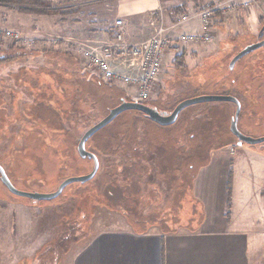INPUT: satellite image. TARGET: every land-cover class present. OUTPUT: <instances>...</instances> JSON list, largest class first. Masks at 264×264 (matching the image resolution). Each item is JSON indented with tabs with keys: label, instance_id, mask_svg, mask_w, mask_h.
<instances>
[{
	"label": "rangeland",
	"instance_id": "obj_1",
	"mask_svg": "<svg viewBox=\"0 0 264 264\" xmlns=\"http://www.w3.org/2000/svg\"><path fill=\"white\" fill-rule=\"evenodd\" d=\"M160 2L161 18L166 25L183 12L197 18L203 7L231 4L230 0ZM10 8L0 6V59H16L0 65V110L3 107L9 116L15 113L17 123L11 126L1 123L4 131L0 128V160L15 176L16 188L49 193L65 176L61 157L65 144H76L87 129L121 103L112 93L114 90L128 94L121 87L101 82L82 68L76 53V45L87 38L105 41L108 23L120 18H96L99 28L103 29L98 32L95 29L85 34L79 30L51 32L48 29L63 22V18H27L20 15L22 12H9ZM253 9L261 18L254 24L248 22L246 28L240 16L246 17V12ZM155 17L149 14L141 18L139 25L143 31L133 28L128 40L136 42L148 38L149 21ZM186 25L174 35L188 32L184 29ZM213 28L214 36L208 44H180L174 41L175 37L169 41L160 81L146 103L160 113H170L184 100L229 95L241 104L238 130L245 136L262 138L264 89L257 93L253 81L259 78L257 64L264 58V48L242 57L232 69L233 57L229 58L246 45L264 38V0L256 1L249 10L238 9L237 14L230 16L220 12L219 17L213 18ZM6 30L18 32L19 39H6ZM180 54L184 57L179 65L175 62ZM51 70L56 72L52 77ZM56 78L65 88L62 93L55 94L45 86L54 85ZM5 88L11 90L15 98L9 96L8 91L5 93ZM32 88L37 90L32 91ZM39 101L46 105L39 122H56L59 115L68 134L59 132L61 137L51 141L47 138L49 150L43 160H35V152H32L27 156L30 159L27 166L24 161L22 164L18 161L22 156L18 158L16 153L22 154L25 147L37 150L40 146L34 134L24 135L21 131L28 129L22 121L36 124L35 118L28 114V105ZM234 111L231 102L199 104L182 111L177 122L165 128L140 114L120 115L87 147L99 158V172L93 181L67 190L54 201L37 204L8 196L0 186V264H70L74 254L100 231L128 225L135 230L152 226L149 229L160 231L161 224L157 220L148 222V226L126 221L130 210L126 209L125 202H130V190L140 202L136 209L144 218L152 212L157 219L158 215L169 213L160 217L166 218L169 228L197 230L204 219V207L194 196V182L212 159L224 160L230 166L234 164L233 172L230 168L228 173L229 180L232 175L234 179L226 212H230L236 227L255 233L259 256L255 264H264V166H260L259 161L264 158V142L237 146L228 130ZM32 128L39 138L43 135L40 131L44 129ZM231 152L236 155L232 157ZM244 161L248 163H240ZM91 168L92 164L86 161L82 171L88 174ZM182 179L191 183L181 191Z\"/></svg>",
	"mask_w": 264,
	"mask_h": 264
},
{
	"label": "crops",
	"instance_id": "obj_2",
	"mask_svg": "<svg viewBox=\"0 0 264 264\" xmlns=\"http://www.w3.org/2000/svg\"><path fill=\"white\" fill-rule=\"evenodd\" d=\"M39 1L47 3L50 7L45 5L44 9L53 10L55 14L21 13L20 15L27 18H63V22L49 27L48 30L51 32L72 33L79 30L85 34L92 29L98 32L103 29L99 28L100 23L96 18L117 17L123 20L128 36L133 34V28L143 31L139 21L144 16L149 14L162 16L160 0ZM11 8L9 12H18L16 8ZM246 14V17L240 16L241 23L246 28L249 27H247L248 22L254 24L257 18H261L257 15L256 9ZM18 18L22 17L18 16ZM108 24L110 26L112 22ZM254 26L252 25L253 28ZM184 29L188 32H197L200 29L199 22L194 18ZM235 155L231 152L232 157ZM259 161L260 166H264V158L261 157ZM233 165L230 166V163L224 160L212 159L197 175L194 182V196L204 207V219L199 229L177 230L170 233L152 229L138 232L128 225V227L103 230L74 254L70 264L258 263L255 233L252 230L236 227L230 212H226V205H229L232 198L234 175L229 180L228 173L230 168L233 172ZM228 181H230L229 201Z\"/></svg>",
	"mask_w": 264,
	"mask_h": 264
},
{
	"label": "built area",
	"instance_id": "obj_3",
	"mask_svg": "<svg viewBox=\"0 0 264 264\" xmlns=\"http://www.w3.org/2000/svg\"><path fill=\"white\" fill-rule=\"evenodd\" d=\"M256 1L259 0H233L229 6L218 4L201 8L195 18L199 22V33L179 32L174 35L182 25L194 19L184 12L171 18L167 25L161 15L156 16L149 21L150 36L136 42L128 40L123 20L116 19L108 26L105 41L87 38L76 45V53L82 68L101 82L121 87L128 92L126 95L132 102L145 103L151 99L160 81L165 53L173 37L180 44H208L214 36L216 10L230 16L237 14L238 9L249 10ZM4 37L19 39L18 32L13 30H6Z\"/></svg>",
	"mask_w": 264,
	"mask_h": 264
},
{
	"label": "water",
	"instance_id": "obj_4",
	"mask_svg": "<svg viewBox=\"0 0 264 264\" xmlns=\"http://www.w3.org/2000/svg\"><path fill=\"white\" fill-rule=\"evenodd\" d=\"M263 46H264V40L254 43V44L247 45L231 59L230 68L232 69L235 63L238 60H240L242 57L248 55L249 53ZM226 102H231L235 105L234 114L230 118L229 131L236 138L238 142L237 146L241 147L242 144L255 145V144L264 142V137L251 138V137L243 135L238 130L237 122H238L239 114L241 111V104L235 97H232L229 95L199 96V97L191 98L188 100H184V101L179 102L169 114L159 113L155 109L143 103L126 101V102H121L118 106L110 109L108 114L104 118H102L98 123L94 124L89 129H87L85 133L81 136L78 142V145H77V152L80 158L82 159L86 158V159L92 160L93 162V168L88 174H85L79 177L67 178L60 183V185L57 187V189L54 192L46 193V194L29 193V192H23V191L17 190L11 184L10 180L6 176L1 166H0V181L7 188V190L15 196L28 198L33 201L54 200L61 195L63 189L66 186L73 184V183L84 184V183L91 181L95 177L99 169V162H98L97 156L94 153L86 150V147H85L86 143L95 133L104 129L106 126L112 123L122 113L127 112V111H137L139 113H142L149 121L156 123L157 125L161 127H167V126L173 125L177 121L180 113L191 106L204 104V103H226Z\"/></svg>",
	"mask_w": 264,
	"mask_h": 264
},
{
	"label": "flooded vegetation",
	"instance_id": "obj_5",
	"mask_svg": "<svg viewBox=\"0 0 264 264\" xmlns=\"http://www.w3.org/2000/svg\"><path fill=\"white\" fill-rule=\"evenodd\" d=\"M264 40V38H262L260 41H263ZM259 41V42H260ZM257 43V42H256ZM247 46V45H246ZM245 46V47H246ZM244 48V47H243ZM261 48H264V46L263 47H261ZM242 50V49H241ZM240 50V51H241ZM239 51H237L234 55H233V57L238 53ZM257 66L259 67L258 69H259V78H256L253 82L256 84V86L255 87H257V90H256V92L257 93H259L261 90H263L264 89V58L263 59H260V62H258V64H257ZM37 73V72H36ZM54 73H56L55 72V70H51L50 71V76L52 77V76H54L53 74ZM260 75H263L262 77L260 76ZM22 82H24V80H21ZM2 82V81H1ZM51 82V81H50ZM46 87H48V88H50V90L52 91V92H54L55 94H57V93H62L63 91H64V86L62 85V83H60V81L58 80V78H56V79H54V85L53 84H49V85H45ZM44 86V87H45ZM40 87V86H39ZM252 87V86H251ZM251 89H253V88H251ZM35 90H37V88H32V91H35ZM46 90V89H45ZM4 91H5V93H6V91H8L9 93V96H12L13 98H15V96L13 95L14 93L13 92H11L10 93V91L11 90H9L8 88H5L4 89ZM38 92V91H37ZM5 93H3V94H5ZM11 94V95H10ZM3 96V95H2ZM1 96V97H2ZM260 97L259 96H256V99L258 100V102H259V104L260 105H263V102H261V100L259 99ZM122 102H126V101H122ZM128 102V101H127ZM148 106V105H147ZM235 106V105H234ZM45 108H46V105L44 104V102H35V104H33V103H30L29 105H28V114H30L31 116L30 117H34L35 118V120H36V124L35 123H27L26 121H22L23 123H26L27 125H28V129H27V131L25 132L24 130H21L22 132H23V134L25 135V134H34L35 135V137L37 138V140H38V142H40V146L38 147V148H36L37 150H35V149H32V148H30V147H25L23 150H24V152L21 154V153H16V157H20V156H22L21 158H19V162L22 164V162L21 161H24V164L25 165H27V166H30V159H29V157H27L28 155H30L32 152H35L34 154H35V156H34V158H35V160H43V158H44V155L46 154V152L49 150V144H48V139L50 138V141H51V139H53V138H55V137H61V134H59V132L61 133L62 132V134L63 135H66L67 136V134H68V131H67V129H65V127H64V125H63V123L61 122V120H62V118H61V116H59V115H57V117L58 118H60V119H58L57 120V118H56V122L55 121H53V120H50V122L49 123H46V124H42V123H40L41 121H40V119H39V117H44L43 115H42V113H43V111L45 110ZM160 113V112H159ZM162 113H165V114H169V112H162ZM123 114V113H122ZM16 114L14 113L13 115H6V110L3 108V107H1V110H0V128H1V123H3V126H4V124L5 125H7V126H11L10 124H13V123H17V119L16 118H14V116H15ZM240 115V114H239ZM120 116V115H119ZM142 116L145 118V119H147L143 114H142ZM3 119V120H2ZM148 120V119H147ZM178 120V119H177ZM40 121V122H39ZM149 121V120H148ZM149 122H151V121H149ZM177 122V121H176ZM175 122V123H176ZM151 123H153V122H151ZM174 123V124H175ZM154 124H156V123H154ZM173 124V125H174ZM173 125H171V126H173ZM34 126V128H39V129H44V131L42 130V131H40L41 133H43V135H41V137L39 138L38 136H36V133H34L33 132V127ZM159 126V125H158ZM159 127H161V126H159ZM167 127H169V126H167ZM161 128H165V127H161ZM105 129V128H104ZM1 130L2 131H4L2 128H1ZM11 130V129H10ZM29 130V131H28ZM103 130V129H102ZM228 130H229V127H228ZM101 131V130H100ZM100 131H98L97 133H95L91 138L93 139ZM8 132V131H7ZM230 132V131H229ZM84 134V133H83ZM82 134V135H83ZM231 134V133H230ZM232 135V134H231ZM233 136V135H232ZM234 137V136H233ZM48 138V139H47ZM81 138V137H80ZM80 138H79V140H80ZM91 138L87 141V143H86V150L87 151H90V152H92V153H94L95 154V152H93V150H90L89 148H87L88 146H90V140H91ZM235 138V137H234ZM236 139V138H235ZM79 140H78V142H79ZM78 142L76 143V144H73V145H69V144H65V146L63 147V149H62V152H61V157H62V171H63V174L65 175L64 176V178L61 180V182L62 181H64L65 179H67V178H71V177H79V176H83V175H85V174H87V173H85L84 171H82L83 170V167H84V164L86 163V161L88 162V163H91L92 164V168H93V162H92V160H89V159H82V158H80V156H79V154H78V152H77V145H78ZM236 142H237V140H236ZM238 143V142H237ZM238 145V144H237ZM93 148V147H92ZM94 149V148H93ZM96 155V154H95ZM97 156V155H96ZM17 158V159H18ZM97 159H98V162H99V158H98V156H97ZM20 164V165H21ZM0 166L3 168V170H4V172H5V174H6V176L8 177V179L10 180V182H11V184L16 188V186L13 184V180H14V178H15V176H13L12 174H10L9 173V170H8V168H6L5 166H4V164L2 163V161L0 160ZM99 167H100V165H99ZM92 168L90 169V171L92 170ZM89 171V172H90ZM88 172V173H89ZM99 172V169H98V171H97V173ZM97 173H96V175H97ZM96 175H95V177H96ZM95 177L91 180V181H93L94 179H95ZM16 179V178H15ZM25 181V180H24ZM91 181H89V182H91ZM60 182V183H61ZM89 182H87V183H89ZM60 183L57 185V187L60 185ZM87 183H84V184H80V183H73V184H70V185H68V186H66L64 189H63V191H62V193H61V195L59 196V197H62L64 194H65V192L67 191V190H70V189H72V188H81L82 186H84L85 184H87ZM0 186L9 194L8 196H11V197H14V198H20V199H25V200H29V201H31V202H33L34 204H37V203H42V202H51V201H54V200H56V199H54V200H51V201H33V200H30V199H28V198H23V197H18V196H15V195H13V194H11L8 190H7V188L1 183V181H0ZM57 187L54 189V190H52L51 192H49V193H52V192H54L56 189H57ZM17 190H19L18 188H16ZM20 191H22V190H20ZM23 192H25V191H23ZM29 193H41V192H29ZM43 194H46V193H43Z\"/></svg>",
	"mask_w": 264,
	"mask_h": 264
},
{
	"label": "trees",
	"instance_id": "obj_6",
	"mask_svg": "<svg viewBox=\"0 0 264 264\" xmlns=\"http://www.w3.org/2000/svg\"><path fill=\"white\" fill-rule=\"evenodd\" d=\"M0 6L1 7H14V8H16V10L18 12H22V13L46 14V15L55 14V11H53V10L44 9L45 6H44L43 2L42 1H39V0H0ZM219 15H220V12L216 10L214 12V17H219ZM1 51L2 50L0 48V52ZM233 55H231V57L229 59H231L233 57ZM183 57H184L183 54H180L177 57V61L175 63L180 65L182 63ZM15 59H16V57H6L5 59H0V65L1 64H4V63L12 62ZM109 86H111V85H109ZM112 93H114V96L117 97L116 99L119 102H122V101H130V99L128 98L127 95L121 94L120 92L117 93V92H115V90ZM143 104L147 105L146 102L143 103ZM134 113L142 115V113H139L137 111H127V112H124L121 115L127 117L128 115H131V114H134ZM112 123H110L105 128L109 127ZM229 135H230V132H229ZM93 139L91 138V140L89 141L91 144L93 143ZM183 176H185L186 178H188L187 175H183ZM190 183H191L190 180H188V183H186L182 179L181 185H180L181 191H182V187H184V189L186 190L190 186ZM227 192H228V201H229L230 200V181H228V183H227ZM130 194H131L130 202L129 201H128V203L125 202L126 209H128V210L131 211V212L129 211V214L126 215V221L127 222H132L131 224H135L134 222H136L138 224H143V225H147L148 226L149 225L148 222H151L152 220H157V222L160 221L159 224H161L160 225L161 226L160 227L161 228L160 229V232H162V233H170V232L177 231V229H172V228H169L167 226V224H166V218H164V217L160 218L161 216L168 215L169 213L168 214H163V215H158L159 218L157 219L156 215L153 214V212H152L151 214H148L149 216L147 215L148 218H144L143 217V214L137 212V209H136L137 206H139V203L140 202H138V200L135 198V196L133 197L132 190H130ZM197 220H199V219H197ZM190 221H193V218L190 219ZM151 224L153 225V222ZM151 227L152 226H148V227L143 228V229H136V230L133 229V228L132 229L134 231H138V232H145V231H148V229L151 228ZM188 231H191V230H188Z\"/></svg>",
	"mask_w": 264,
	"mask_h": 264
}]
</instances>
